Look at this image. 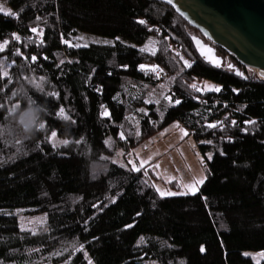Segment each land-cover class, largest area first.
<instances>
[{"label": "trees", "instance_id": "trees-1", "mask_svg": "<svg viewBox=\"0 0 264 264\" xmlns=\"http://www.w3.org/2000/svg\"><path fill=\"white\" fill-rule=\"evenodd\" d=\"M2 1L13 14L0 13V264H264V80L218 47L228 65L205 63L197 31L161 1ZM79 33L111 43L69 45ZM161 69L170 99L146 105ZM203 82L220 91L191 87ZM29 105L44 127L25 134L14 115ZM173 123L205 179L161 196L147 166L114 156Z\"/></svg>", "mask_w": 264, "mask_h": 264}, {"label": "rangeland", "instance_id": "rangeland-1", "mask_svg": "<svg viewBox=\"0 0 264 264\" xmlns=\"http://www.w3.org/2000/svg\"><path fill=\"white\" fill-rule=\"evenodd\" d=\"M0 4L6 9L10 8L0 0ZM197 36L198 34H193ZM92 43H111L105 39L79 33L73 37L72 42L68 43L71 46H87ZM77 46V47H79ZM4 48V47H0ZM155 48L154 39L150 38L142 47L147 52H153ZM221 56V55H220ZM223 57V56H222ZM223 66L228 65V60L223 57ZM248 72H254L250 68H246ZM167 72L165 71V74ZM168 77L162 79L156 78L155 88L145 98V104H157L160 100L170 99V88L166 80ZM210 87H205V86ZM211 87H219L213 83L203 82L202 88L199 91H209ZM140 111L146 112V109L140 108ZM17 105L12 107V112H18ZM128 123L131 126L137 125V120L134 115L127 117ZM187 133V135H185ZM122 138V136H119ZM208 157L210 154H207ZM114 160L118 164H130L134 169L147 166L146 171L147 181L156 189V191L163 196H177L193 194L198 191L199 186L205 179V159L196 142L177 123L162 130L153 139L145 141L133 150H130L127 155H123L122 150H118L114 156ZM142 165V166H141ZM195 186V191H190V188ZM167 193H177L176 195H167ZM162 196V195H161ZM24 224L33 225L41 222L39 218L21 217Z\"/></svg>", "mask_w": 264, "mask_h": 264}, {"label": "water", "instance_id": "water-1", "mask_svg": "<svg viewBox=\"0 0 264 264\" xmlns=\"http://www.w3.org/2000/svg\"><path fill=\"white\" fill-rule=\"evenodd\" d=\"M157 1L170 5L197 31L192 43L209 66L220 68L224 63L218 47L264 80V0Z\"/></svg>", "mask_w": 264, "mask_h": 264}, {"label": "clouds", "instance_id": "clouds-1", "mask_svg": "<svg viewBox=\"0 0 264 264\" xmlns=\"http://www.w3.org/2000/svg\"><path fill=\"white\" fill-rule=\"evenodd\" d=\"M42 111L44 109L41 106L29 105L28 108L18 115H14V119L23 133L30 134L42 129L41 125H43V121L40 115Z\"/></svg>", "mask_w": 264, "mask_h": 264}, {"label": "snow or ice", "instance_id": "snow-or-ice-1", "mask_svg": "<svg viewBox=\"0 0 264 264\" xmlns=\"http://www.w3.org/2000/svg\"><path fill=\"white\" fill-rule=\"evenodd\" d=\"M168 2L169 3H171V0H168ZM0 13H4L5 15H12L13 13L11 12V10H9V9H6L4 6H3V4H0ZM140 23H144V21H140ZM32 31L33 32H36V29L34 28V29H32ZM16 39H19V37H16ZM7 42L5 41V44H6ZM77 46H79V45H77ZM85 47H86V45H85ZM0 50H2V48H0ZM144 49H141V51H143ZM33 61H35L36 60V57L35 56H33L32 58H31ZM184 63H185V66L186 67H191V64H189L188 63V61H184ZM4 65H3V62L2 61H0V71H3L4 70ZM144 66L143 65H141V68H143ZM152 71H156V69L155 68H153L152 69ZM191 87L192 88H194V89H196L197 91H199L200 89H198L197 88V86L195 85V84H193V85H191ZM205 87H210V86H205ZM210 90H213V91H220V88L219 87H211L210 88ZM53 95H55L54 93H53ZM175 103L176 104H179L180 103V100H176L175 101ZM59 115L60 116H64V110L61 108V110H60V112H59ZM104 115L105 116H108L109 115V113L107 112V111H105L104 112ZM211 126H213L214 127V125H211ZM41 127L43 128L44 127V125H41ZM185 135H187V133H185ZM51 136L54 138L55 136H56V133L55 132H52L51 133ZM121 136H122V138H123V134H121ZM63 143H67V141H63ZM208 159L210 160L211 159V157L209 156L208 157ZM142 166V165H141ZM137 170H139V169H137ZM198 183H203V181H200V182H198ZM190 191H195V186H192L191 188H190ZM177 193H167V195H176ZM161 195L163 196V195H165V193H161ZM89 264H91V261H89Z\"/></svg>", "mask_w": 264, "mask_h": 264}, {"label": "built area", "instance_id": "built-area-1", "mask_svg": "<svg viewBox=\"0 0 264 264\" xmlns=\"http://www.w3.org/2000/svg\"><path fill=\"white\" fill-rule=\"evenodd\" d=\"M168 77V74L166 73L165 74V70H159L158 72H157V78H159V79H162V77L164 78V77ZM225 117H222V119H224Z\"/></svg>", "mask_w": 264, "mask_h": 264}]
</instances>
